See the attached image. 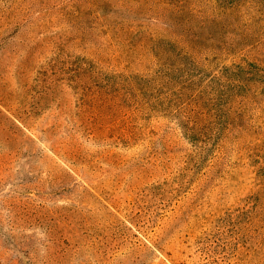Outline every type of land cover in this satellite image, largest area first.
Listing matches in <instances>:
<instances>
[{"label": "rangeland", "instance_id": "374dc122", "mask_svg": "<svg viewBox=\"0 0 264 264\" xmlns=\"http://www.w3.org/2000/svg\"><path fill=\"white\" fill-rule=\"evenodd\" d=\"M233 5L0 0V264H264V0Z\"/></svg>", "mask_w": 264, "mask_h": 264}, {"label": "built area", "instance_id": "2783aa9c", "mask_svg": "<svg viewBox=\"0 0 264 264\" xmlns=\"http://www.w3.org/2000/svg\"><path fill=\"white\" fill-rule=\"evenodd\" d=\"M154 264H174L173 262H171L169 259H167L166 257L160 255L155 259Z\"/></svg>", "mask_w": 264, "mask_h": 264}, {"label": "trees", "instance_id": "16d2710c", "mask_svg": "<svg viewBox=\"0 0 264 264\" xmlns=\"http://www.w3.org/2000/svg\"><path fill=\"white\" fill-rule=\"evenodd\" d=\"M222 2L228 4L229 6L233 5V4H236V5H233V6H237L238 5V0H221Z\"/></svg>", "mask_w": 264, "mask_h": 264}]
</instances>
